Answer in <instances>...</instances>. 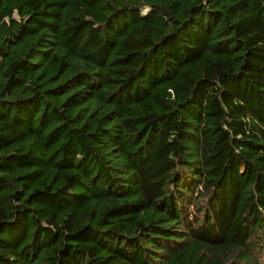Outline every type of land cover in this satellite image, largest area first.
<instances>
[{
  "label": "trees",
  "instance_id": "obj_1",
  "mask_svg": "<svg viewBox=\"0 0 264 264\" xmlns=\"http://www.w3.org/2000/svg\"><path fill=\"white\" fill-rule=\"evenodd\" d=\"M0 264H264V0H0Z\"/></svg>",
  "mask_w": 264,
  "mask_h": 264
},
{
  "label": "rangeland",
  "instance_id": "obj_2",
  "mask_svg": "<svg viewBox=\"0 0 264 264\" xmlns=\"http://www.w3.org/2000/svg\"><path fill=\"white\" fill-rule=\"evenodd\" d=\"M16 17V16H15Z\"/></svg>",
  "mask_w": 264,
  "mask_h": 264
}]
</instances>
